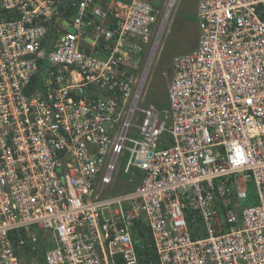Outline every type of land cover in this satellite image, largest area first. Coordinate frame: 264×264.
I'll return each mask as SVG.
<instances>
[{"label":"built area","instance_id":"obj_1","mask_svg":"<svg viewBox=\"0 0 264 264\" xmlns=\"http://www.w3.org/2000/svg\"><path fill=\"white\" fill-rule=\"evenodd\" d=\"M156 8L0 0V264L36 231V264H140L138 222L158 264H264V0L197 1L162 110L138 106L146 72L127 70Z\"/></svg>","mask_w":264,"mask_h":264},{"label":"rangeland","instance_id":"obj_2","mask_svg":"<svg viewBox=\"0 0 264 264\" xmlns=\"http://www.w3.org/2000/svg\"><path fill=\"white\" fill-rule=\"evenodd\" d=\"M197 1L198 0H176L170 7L166 19L164 17L167 7L165 4L166 0H163L161 6L156 8L157 21L152 29L151 40L148 44H140L142 50L138 53L141 57L138 67L135 69L128 67L127 69L130 76L135 78L136 76L140 77L144 69L146 72L144 85L137 102L139 107L143 108L153 104L159 110H162L163 108L159 107L161 102H166L165 107H168L167 100L163 93L167 92V87L171 78L172 59L177 54L193 50L198 41L196 18ZM187 17H194L192 19L194 21L186 20ZM157 37L159 41L157 46L153 48ZM147 62L149 66L145 68ZM142 117V112L140 110H135L131 117V121L133 124L140 125ZM136 131H138V129L132 126L129 135L134 136L132 132ZM126 158L127 155L119 157V162L122 161V167ZM135 179L136 178H134V180ZM247 187L252 188V190L249 191V197L254 195L255 198H257V190L254 182H247ZM249 197L241 201L242 206L251 204ZM33 235H35L36 240L31 241L30 238L26 240L25 245H29L28 248L26 246L27 251L24 249H19L17 251L22 264H36L41 262L39 259V253L41 252L40 241L46 242L48 237L42 231L33 232Z\"/></svg>","mask_w":264,"mask_h":264},{"label":"trees","instance_id":"obj_3","mask_svg":"<svg viewBox=\"0 0 264 264\" xmlns=\"http://www.w3.org/2000/svg\"><path fill=\"white\" fill-rule=\"evenodd\" d=\"M194 17H187L186 20H192ZM196 19V18H195ZM128 74V73H125ZM164 97L166 98V93H163ZM166 106V102H161L159 107L164 108ZM136 179L134 180L133 185H135ZM135 235L139 237V243L135 244V249L137 252L138 260L140 264H158L157 262V255L153 246L152 237L149 231V228L141 222L136 223L135 225ZM51 241H40L41 245V252L39 253V259L43 262V249L46 246H49ZM29 245L27 246V248Z\"/></svg>","mask_w":264,"mask_h":264},{"label":"water","instance_id":"obj_4","mask_svg":"<svg viewBox=\"0 0 264 264\" xmlns=\"http://www.w3.org/2000/svg\"><path fill=\"white\" fill-rule=\"evenodd\" d=\"M160 2H161L160 0H152V4L155 7H159ZM66 30H68V31H74V28L71 25H68L67 28H66ZM81 37L83 38L84 37V34H82ZM133 54H134V58H135L134 59V62L137 64V59L139 57V54L137 52H134ZM137 67H138V65L135 66V68H137ZM105 125H107V124H105ZM134 241H135V243H139V237L137 235H134Z\"/></svg>","mask_w":264,"mask_h":264},{"label":"bare ground","instance_id":"obj_5","mask_svg":"<svg viewBox=\"0 0 264 264\" xmlns=\"http://www.w3.org/2000/svg\"><path fill=\"white\" fill-rule=\"evenodd\" d=\"M172 5H173V2H170V3L167 5L166 10H165V15H164L165 19H166V17L168 16V13H169L170 7H171ZM158 35H159V34H158ZM158 41H159V39H158V37H157V39H156L155 42H154L153 48H155V46H157ZM153 48H152V50H153ZM153 53H154V52H153ZM151 55H152V53H151Z\"/></svg>","mask_w":264,"mask_h":264},{"label":"crops","instance_id":"obj_6","mask_svg":"<svg viewBox=\"0 0 264 264\" xmlns=\"http://www.w3.org/2000/svg\"><path fill=\"white\" fill-rule=\"evenodd\" d=\"M90 40V39H89ZM99 54L100 55H103L104 54V52L101 50L100 52H99ZM248 188V191H251L252 190V188L251 187H247ZM249 197V192H248V196H247V198ZM246 198V199H247ZM250 198V203L251 204H253V203H257V198H255V196L253 195L252 197H249Z\"/></svg>","mask_w":264,"mask_h":264}]
</instances>
